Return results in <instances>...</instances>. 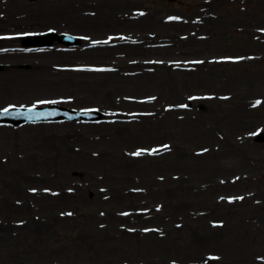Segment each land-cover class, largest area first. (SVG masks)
Returning a JSON list of instances; mask_svg holds the SVG:
<instances>
[{
    "label": "rangeland",
    "instance_id": "rangeland-1",
    "mask_svg": "<svg viewBox=\"0 0 264 264\" xmlns=\"http://www.w3.org/2000/svg\"><path fill=\"white\" fill-rule=\"evenodd\" d=\"M0 41V110L104 114L0 126V264H264V4L0 0Z\"/></svg>",
    "mask_w": 264,
    "mask_h": 264
},
{
    "label": "bare ground",
    "instance_id": "bare-ground-1",
    "mask_svg": "<svg viewBox=\"0 0 264 264\" xmlns=\"http://www.w3.org/2000/svg\"><path fill=\"white\" fill-rule=\"evenodd\" d=\"M48 18L50 19L51 18V16H48ZM44 22V21H43ZM7 84H9V83H7ZM11 84H14L13 85V87H10V89L11 90H16L18 93H20L22 90H21V88H23V87H25V84L24 85H22L21 83H11ZM5 86H6V84H5ZM4 86V87H5ZM28 90H30V88H27ZM6 90H7V88H6ZM16 91H14V92H12L11 93V97L10 98H16V97H18V95L16 96Z\"/></svg>",
    "mask_w": 264,
    "mask_h": 264
},
{
    "label": "snow or ice",
    "instance_id": "snow-or-ice-1",
    "mask_svg": "<svg viewBox=\"0 0 264 264\" xmlns=\"http://www.w3.org/2000/svg\"><path fill=\"white\" fill-rule=\"evenodd\" d=\"M41 103H43V101H41ZM5 111H7V110H5ZM140 153L139 152H137V153H135L134 155H139Z\"/></svg>",
    "mask_w": 264,
    "mask_h": 264
}]
</instances>
